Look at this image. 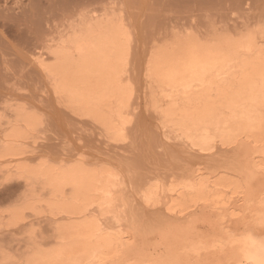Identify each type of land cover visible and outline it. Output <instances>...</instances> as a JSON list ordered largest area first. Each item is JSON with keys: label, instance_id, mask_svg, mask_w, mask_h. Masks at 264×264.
<instances>
[{"label": "rangeland", "instance_id": "374dc122", "mask_svg": "<svg viewBox=\"0 0 264 264\" xmlns=\"http://www.w3.org/2000/svg\"><path fill=\"white\" fill-rule=\"evenodd\" d=\"M113 4L116 5L115 9L111 7ZM105 14L119 17L116 23L119 26L123 24L126 32L125 67L121 75L125 102L122 107V121L115 133L111 130V135L110 129L101 119L77 109L61 93L58 95L52 84L54 79L48 67H45L53 62V51L61 42L69 40L68 38L91 23H106L107 19H97ZM262 22L264 9L260 0H0V262L28 264L38 252L50 251L60 244L59 228L92 216L101 224L102 230L122 231L125 239H128L127 242L138 244L137 240H140L139 247L143 245V253L148 258L150 252V258L153 259L150 262H154L153 264L166 246L161 244L165 240L159 233L172 224L176 226V223L186 224L188 221V225H181L184 228L189 226V221H196L193 226H200L198 231L206 232L203 236L213 230V233H208L211 236L215 235V230L219 227L220 231L224 230L226 233L230 227L233 230L242 229L246 217V224L251 223L252 212L245 210L243 205L253 209L259 191L264 189V170L259 164L260 169L257 167V170L249 166L256 154L258 156L254 158L255 161L261 158L260 152L256 153L258 150L253 152L258 142L244 136L234 142H222L219 137H213L212 146L201 149L198 145L193 146L196 143L194 136L186 135L175 123L168 120L166 130L163 108L168 102V97L165 96L167 91L163 92L154 79L150 80L147 72L154 54L153 46L156 45L157 50L172 48L182 41L177 38L178 34L187 37L191 33L189 40L200 43H212L216 38L247 37L256 45L264 46V33L259 31ZM154 97L161 111L153 107ZM32 113L39 117V120L34 119L33 127H27L22 119L20 122L18 116L32 117ZM24 125L30 131H23L26 130L23 129ZM18 126L20 129H15ZM13 128L26 133V136H22L25 138L12 141L9 134L14 131ZM117 134H122V138ZM8 137L11 140L8 141ZM11 141L12 144H17L14 145L18 146L17 149L20 150L17 152L21 151V154L1 156L2 149ZM244 143L255 147L253 151L250 147V152L256 154L249 157V163L245 157L239 155L241 150L247 149V144L243 148ZM262 143L257 144L260 146L258 149ZM242 144L244 145L241 146ZM251 154L248 155L247 151L246 155ZM238 156L245 160L244 164L238 160ZM260 161L253 163L256 165ZM243 165L249 167L245 171L247 176L242 177L249 179L251 174L248 171L254 170L257 173L252 177L253 171L251 181H243L245 188L242 186L240 193H244L240 194L241 198L239 192H236L238 195L234 192L239 200L233 199V194L231 197V193L227 191L230 196L225 197V189H221L224 198L229 201L233 199L234 203L230 202L231 207L227 200V205L226 202L221 205L199 201L182 209L191 196L187 193L185 184L205 181L207 186L220 193L219 188L213 186V179L225 176L237 177L240 181L239 176L244 174L243 169H240ZM42 166L56 170L81 167L94 172L102 169L113 173L115 186L110 195V211H106L107 205L95 204L90 213L80 217H70L62 212L57 213V210L54 212L52 204L56 199L70 197L71 190L66 186L62 194L66 197L58 195L55 198L56 195H52L49 187L40 178H33L29 173L28 176L27 169L24 170ZM246 166H243L244 169ZM17 167H24L25 173H21ZM253 182L254 185H251ZM51 197L55 199L50 204L54 211L48 205ZM248 199L252 201L251 204ZM239 202L242 204H238ZM239 205L241 210L237 209ZM221 206L223 210L226 209L223 206L232 208L233 212L236 208L240 213L243 208V225L239 221L243 218H236L235 215L233 219H239L241 224L236 219L234 223L240 225H231V216L230 222L228 221L231 226L228 227L227 223H222L221 226L220 223L227 222V217L231 215H228L229 209L228 214L223 212L228 216L224 218L220 214L224 218L220 219ZM16 212H22L23 218L15 217ZM233 212L232 215L236 211L234 214ZM202 216L207 220L206 217H209V220H201ZM216 216L222 220L219 225ZM196 223H199L198 226ZM225 225L227 229L223 227ZM190 230L192 231L191 228ZM155 231L157 235L153 233ZM157 243L160 244L154 248ZM133 244L129 243L130 246ZM135 245L133 247L138 248ZM171 246L174 248L175 244ZM153 248L156 254L155 251L152 252ZM215 248L214 251L217 249ZM206 250L200 253L205 255V252H213L212 248ZM226 252L228 253L227 249H223L217 255L213 253L217 258L211 256L219 259V255L223 257ZM192 256L186 257L191 261L190 264L193 261L190 259ZM197 256L192 257L197 258L194 259L195 264L201 259L204 260V256L200 259ZM211 256L207 253L206 262L202 264H207V259ZM214 259H210L208 264L214 263Z\"/></svg>", "mask_w": 264, "mask_h": 264}, {"label": "bare ground", "instance_id": "6f19581e", "mask_svg": "<svg viewBox=\"0 0 264 264\" xmlns=\"http://www.w3.org/2000/svg\"><path fill=\"white\" fill-rule=\"evenodd\" d=\"M103 23H91L79 31L78 34L71 36L72 39L68 38L69 40L63 41L65 43L61 42L53 51L54 60L49 65L48 71L53 79L58 81L61 85L60 93L65 97L68 103L85 113L98 117L115 133L118 129V124L122 121V107L125 102V89L121 82V75L125 67L126 37L124 32L120 31V27L116 22L107 21ZM74 39L77 40L79 44L88 48L87 55L81 57L79 51H75L73 54V52L69 50L72 47ZM189 39L190 38H188V40H182L181 42L179 41L175 46H172V48L170 47L171 49L169 47H167L168 49H159L156 51L155 55L153 54L151 57L154 69V80L161 86L163 92L167 91L165 94L166 97L172 94V89L168 84L170 69L174 68L176 72H179L181 79L190 80L193 77L203 76L202 82L199 84L198 88L193 89L187 98L183 95V90H181V96L178 101H170L168 99L166 106L163 108V114L165 110L169 109L171 104L178 102L180 107L168 112V120L178 125L186 135L194 136L196 139L195 145H198L201 149L210 148L212 146L213 137H219L222 142H234L241 136L253 138L254 141H257L259 144L263 142L261 148H259L260 150L257 148L260 147L258 146L259 144L257 143V145L253 142L256 144L254 151L252 144L246 143L248 146L245 143V145L242 144L241 146L244 145L243 148L247 146V149L246 151L245 149L242 151L241 148H239L242 151V153L241 151L239 152V155H241L240 157L242 158L245 157V160L247 159L246 161L249 163V157L252 158L253 154L255 155L260 152L259 155H261V158L257 160L260 161L261 159V161L256 163L257 166L254 165L253 161L258 162L254 159L258 156L256 154V156L252 158L253 161L251 160L252 162H250L252 165L249 164V166H251L252 169L255 167L254 170H257V167L258 169L262 167V170H264V88H262V84H264V52H262V49H264V46L256 45V43L247 37H238L235 39L216 38V41L212 43H200ZM18 117H20V122L22 119L27 127H33V123L35 124L33 117H28L26 115L22 118L21 115ZM25 127L23 129L26 130L23 131L29 130V128L27 129V127ZM18 128L19 126L15 129ZM15 129L11 132L12 134L10 133L11 135L9 134L12 141L16 142L17 138H19V140L25 138L22 136H26V133L24 134L23 131ZM10 137H8V141L11 140ZM12 141L4 146L1 156H6L7 154L16 155L17 153L21 154V151L17 152L19 149H17L18 146H15L17 144H12ZM250 147H252L253 152L256 150L258 151L252 153L250 152ZM247 151L248 155L252 153L251 156L246 155ZM240 157L238 156L239 161L241 160ZM243 160H241V163L245 161ZM247 162L245 163L248 164ZM249 166L247 165L245 167L246 170L244 167L242 168L240 166V169H243L244 172V174L242 173L239 176L242 183L237 177L227 178L224 176V178H221V176H219L213 179V186L218 187L220 193L213 190L212 187L207 186L205 181H194L185 184L187 193L191 196L188 199V203H186L182 209L191 207L199 201H207L211 204L221 203L222 205L226 200L229 201L227 198H229L230 195H228L227 192L231 193V197L233 194V199L239 200V197L241 198L240 194L244 193H240L244 185L243 183L245 182L244 180L246 179L247 181L252 179L251 175L254 170L248 171V173L250 172L249 174H251L249 179L248 177H244L247 176L246 172ZM17 168L19 169V167ZM23 168L24 167L19 169L21 173L27 169V175L29 173L31 176H34L33 178H40L42 180L41 182L49 187L52 195H56L55 198L58 197V195H60V197H66L62 195L64 194L65 187L68 186V188H70L71 192L70 197H67L68 199L62 197L63 199H56V201H58L56 202L53 197L56 203L54 202L52 205L55 209L53 207L50 208V204L53 202L52 197L50 198V203L48 202V205L51 210H55H53L54 212L57 210V213L62 212L70 217H80L88 212L90 213L92 206L95 204L98 206L107 205L106 211H110V195L115 186L113 173L106 172L102 169L98 172H94L81 169V167L57 170L46 166L45 168L43 166L37 169L30 168L32 170L28 168H24L23 170ZM251 168L249 169L252 170ZM255 172L256 171H254L252 177L257 173ZM242 175L244 176L242 177ZM194 177L195 171L192 172V178ZM262 178L264 177L262 176ZM250 181L249 183H251ZM254 182L251 185H254ZM257 183H255V185ZM245 184L248 185L247 182ZM227 188L229 190H227ZM221 189H225V192L227 191L225 193L227 195H225V197L227 198L222 196ZM234 192H239L238 198L236 195L234 196ZM233 199L231 198V201H229V206ZM240 202L238 204H240ZM251 202L250 200L248 201L249 204H251ZM227 203L228 202H226V205ZM245 203H247V201ZM240 205L237 209H240ZM233 206L234 204L232 207ZM243 206L245 210L252 212L251 223L247 222L248 225L246 224L247 217L245 220L243 218L244 216L242 217L243 208L242 213L235 208L237 213L234 211V214V209L231 208V210L229 207L227 209L226 206H223L226 208L223 210L221 206L222 211H219V217L220 214H222L224 218L231 214L227 217V222L223 221L220 223V221L224 219L222 217H220L222 220L218 219V216H216L218 220L214 218L217 220L218 225L220 223L222 226V223H227L226 225L230 224L229 217L231 216L232 219L235 215L236 218L239 219L242 217V220L235 218L237 222L238 220L240 222L244 220V225L246 224V226H244L242 222L243 228H240L241 230L237 229L240 231L233 230L234 228L232 229L231 227L232 230H230V228H228V230L225 225L226 227H223L227 229V233L224 230L220 231L219 227L215 230V235L211 234V236H209L208 233L210 231L207 230V232L209 231L207 236H203L206 232L204 230L205 233H201V230L198 231L200 229H198V227H200L198 226L199 223H196L198 227L193 226L196 221H189V226L193 232L195 231L194 233L190 230L189 226L181 228L182 224L183 226L188 225V221L186 224L176 223V226L172 224L173 227L171 225V228L170 226L169 228L165 227L166 230L160 228L162 229V232L159 230L161 232L159 233L160 237H163L162 239L165 240L161 241V244L166 246L165 251H162L163 253L154 260L155 264H190L191 261L187 259L190 255H198L197 257L199 259L201 256H204V260L201 259L202 262L198 261L202 264L206 262L205 256L207 253L210 256L214 255L216 257L218 252L220 253L223 249H227L228 251L225 256L222 257L219 255V259H214V256H211V258L209 257L207 260L210 261V259L213 258L214 263L217 262L216 264H249V261L245 259L241 251V246L235 243V241L245 235H251L256 240L264 238V228H261L259 224L261 217H264V189L259 191L253 209L250 208L251 206H247V208L245 205ZM216 210L219 209L216 207ZM223 212H226L228 215L226 216ZM232 212L234 215H232ZM16 213L18 214V212ZM16 213H14L15 215L13 214L15 217L23 218L22 212L19 213L21 214L20 216L19 214L16 216ZM203 217L205 216H202L201 220H207ZM206 218L209 220V217ZM235 219L231 220L233 221L231 225L236 221ZM216 220H214V222H216ZM217 223L216 226H218ZM234 224L236 225V223ZM231 225H228V227ZM238 225H236V227ZM216 226L214 225V227ZM223 227H221V229ZM196 228L197 230H193ZM217 230H219V233H217ZM212 231L210 233H213ZM153 233L156 234V231ZM195 233L199 236L195 235ZM132 236L130 237L133 240ZM58 237L60 239V244L57 247L47 252H38L28 261V264H145V262L153 261V259L150 258L148 248L146 252H149V258L143 253L145 251L143 245L139 247L141 246L138 245L141 244L140 240H137L138 244L131 240V242H127L128 239H125V235L122 231L110 232L102 230L101 224L98 223L97 219L93 216L89 219L71 222L59 228ZM146 237L147 235H145V239L144 236L142 239L146 241ZM135 239H137V235ZM129 243H134L133 246L136 244L138 248L130 246ZM159 244L160 243H157L154 248ZM172 244H175L174 248L171 246ZM149 248L151 247L149 246ZM154 248L152 252L155 251ZM162 248L163 247L160 249ZM209 248L213 249L211 250L213 251L212 254L205 252V255H202V253H200L201 251L204 252L206 249L209 250ZM214 248L216 249L215 251ZM157 251L159 252V250ZM213 253H216V255ZM192 257H190V259L193 260V264L197 258ZM211 261L213 262V260Z\"/></svg>", "mask_w": 264, "mask_h": 264}, {"label": "snow or ice", "instance_id": "6c2138e0", "mask_svg": "<svg viewBox=\"0 0 264 264\" xmlns=\"http://www.w3.org/2000/svg\"><path fill=\"white\" fill-rule=\"evenodd\" d=\"M260 4H261L262 9H264V0H260ZM107 7L108 6H106V9H107ZM111 7L113 9H115L116 5L113 4V5H111ZM97 19H101V20L107 19L108 21L115 23L119 19V17H117L116 15L107 16L105 14V16L97 17ZM119 27H120V31L124 32V34L126 35L123 24H121ZM259 31L261 33H264V22H262ZM191 35H192L191 33H188L187 37H183V36L178 34L177 38L179 40H184V39H187L188 37H190ZM70 39H72V38H70ZM66 47H67V45H66ZM69 50L72 51L73 54L75 53V51H79V54L81 57L88 54V48L84 45L79 44L78 41L75 39L73 40L72 47ZM156 50H157V46L154 45L153 46L154 55L156 53ZM262 52H264V49H262ZM45 67L47 68L49 66H45ZM169 71H170V76L168 79V84H169V87L172 89V94H170L168 97V99L170 101H178L179 97L181 96V90H183V95L187 98L193 89L198 88L199 84L202 82V79H203V76L193 77L190 80L181 79L180 73L176 72L174 68L170 69ZM205 71H207V70H205ZM147 76L150 80L154 79V69H153V63H152L151 59L149 61ZM50 79H51V77H50ZM52 84L56 88L57 93L59 95L61 92V85L56 80H52ZM262 88H264V84H262ZM153 99H154L153 107H156L157 111H161V109L159 108V105L155 103L156 98L154 97ZM179 107H180L179 103L176 102V103L171 104L168 110L164 111L163 122H164V126H165L166 130L168 128V112L175 109V108H179ZM32 117H33V119L39 120L38 114H36V113H32ZM111 134H112V132L110 130V135ZM117 135L120 138H122V134H117ZM193 146H195V143H193ZM66 147H67V145H66ZM129 175L132 176V173H130ZM259 224H260L261 228H264V217H261ZM0 264H11V262H0ZM145 264H153V262H145Z\"/></svg>", "mask_w": 264, "mask_h": 264}, {"label": "clouds", "instance_id": "9594fccd", "mask_svg": "<svg viewBox=\"0 0 264 264\" xmlns=\"http://www.w3.org/2000/svg\"><path fill=\"white\" fill-rule=\"evenodd\" d=\"M235 243L241 246V251L249 264H264V238L256 240L251 235H245Z\"/></svg>", "mask_w": 264, "mask_h": 264}]
</instances>
